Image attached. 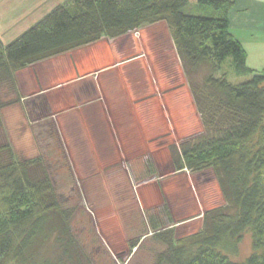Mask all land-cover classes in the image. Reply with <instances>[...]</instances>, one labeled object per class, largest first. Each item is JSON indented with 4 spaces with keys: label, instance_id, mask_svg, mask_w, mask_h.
<instances>
[{
    "label": "trees",
    "instance_id": "16d2710c",
    "mask_svg": "<svg viewBox=\"0 0 264 264\" xmlns=\"http://www.w3.org/2000/svg\"><path fill=\"white\" fill-rule=\"evenodd\" d=\"M236 0H65L7 42L0 39V108L19 100L15 73L26 65L145 24L165 21L188 79L203 129L171 145L176 169L212 167L224 203L208 208L202 228L177 237L173 224L150 219L152 237L165 248L156 264H264V68L248 64L247 51L230 27ZM194 4L198 13L185 7ZM230 57L237 75L223 70ZM259 134L258 148L249 145ZM36 138L41 153L16 159L0 118V264H84L47 169L64 159L56 127L46 121ZM2 154V156H1ZM169 220L172 221L165 205ZM246 231L253 250L239 258ZM147 234V232L145 233ZM54 241L59 251L45 252ZM139 247L141 237L132 241ZM48 251V250H47Z\"/></svg>",
    "mask_w": 264,
    "mask_h": 264
},
{
    "label": "crops",
    "instance_id": "0c3cea01",
    "mask_svg": "<svg viewBox=\"0 0 264 264\" xmlns=\"http://www.w3.org/2000/svg\"><path fill=\"white\" fill-rule=\"evenodd\" d=\"M62 1L22 0L19 32ZM8 10L0 11L1 31L10 29L14 20L16 12ZM229 17L233 35L247 51L248 64L264 68V0H236ZM186 79L170 29L159 21L118 37L104 36L16 71L19 100L0 108V118L12 149L20 143L22 158L39 154L38 126L50 121L83 175L99 174L104 190L124 189L130 160L140 177L133 183L129 176L131 187L169 192L170 180L157 183L156 176L164 173L155 158L169 152L171 140L183 136L180 131L187 124L178 113L183 114L192 95ZM143 159L148 164L138 170ZM168 207L173 215V206ZM197 212L189 218H203L202 210Z\"/></svg>",
    "mask_w": 264,
    "mask_h": 264
},
{
    "label": "rangeland",
    "instance_id": "374dc122",
    "mask_svg": "<svg viewBox=\"0 0 264 264\" xmlns=\"http://www.w3.org/2000/svg\"><path fill=\"white\" fill-rule=\"evenodd\" d=\"M21 5L22 0L0 1V11H7L9 7L11 13L16 12L15 16H12L14 18L11 17V20H14L10 24V29L0 30V39L4 42L20 33L21 28H17V25L22 24V17L18 14V8ZM184 10L188 13L199 12L194 4L185 7ZM134 34L139 35L137 30ZM222 71H225L233 82H242L250 77L248 74L237 75L230 57L223 62ZM186 80L191 92L188 79ZM178 115L184 121L186 120L187 124L186 128L180 131L183 136L171 140L168 143L169 152L162 151L159 158H155V163L159 164L160 170L164 173L156 176L157 183L170 180L169 192L165 189L156 191L155 187L150 188L151 186L143 191L141 188L131 187V183L127 181L129 176L133 183L136 182L135 177L137 179L140 177H137V173L130 166L132 163L130 160L126 163L130 169L122 185L124 189L108 191L104 190V185H99V174L91 177L83 175V169L77 167L63 146L64 159L58 161L55 158H47L46 166L56 186L61 204L64 208L72 209V232L80 243L82 256L85 258L84 264H156V255L165 248V245L155 241L151 235L152 216L158 218L159 223L163 225L173 224L175 235L182 237L199 231L203 226V218L191 220L189 217L192 214L202 210L203 215L206 209L224 203V196L212 167L202 170H192L188 167L176 169L171 145H178L180 141L188 139L203 129L201 115L193 94L186 103L183 114L178 113ZM45 122L41 121L43 125ZM42 124L38 126L37 131L41 129ZM258 141L259 134H256L249 141V145L256 149L259 147ZM19 144V142L14 144L13 152L14 157L20 160L25 153L19 149ZM39 153H41V147ZM148 161V159L140 161L138 170L145 163L148 164ZM107 181L110 182L111 178ZM165 205L173 206V215L168 207L172 221H169ZM6 208L7 201L0 193V212ZM174 219L178 222H174ZM139 237H141V244L137 248L133 246L132 241ZM47 250L45 252L51 255L57 253L59 248L52 241ZM252 250L253 236L250 231H246L239 244V258H246Z\"/></svg>",
    "mask_w": 264,
    "mask_h": 264
}]
</instances>
